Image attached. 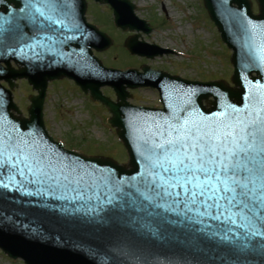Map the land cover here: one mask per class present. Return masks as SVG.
I'll list each match as a JSON object with an SVG mask.
<instances>
[{"label": "water", "instance_id": "95a60500", "mask_svg": "<svg viewBox=\"0 0 264 264\" xmlns=\"http://www.w3.org/2000/svg\"><path fill=\"white\" fill-rule=\"evenodd\" d=\"M256 1L258 16L252 15L249 0H203L222 40L233 50L234 88H229L223 82L180 81L150 72L147 67H143V75L134 70L119 73L104 69L91 49L104 51L112 41L95 27L86 24L85 30L75 28L74 34L65 38L67 46L55 48L57 44L48 37L36 32L32 37L22 34L19 4L13 0L15 8L9 17L8 4L2 0L0 63L7 68H0V80L13 89L11 79L27 78L38 96L30 98L29 119L25 120L10 114L18 110L10 91L0 87V151L9 163L18 154H42L47 175L35 169L30 172L20 164L23 175H16L10 190L0 188V249L25 264H264V256L255 250L258 244L243 248L248 242L238 230L227 233L228 239L222 240L230 225L217 228L216 221L197 222L193 213H185L175 205L163 209L144 203L146 211L126 208L97 215L89 211L97 201L78 197V192L92 196L106 184L135 194L143 187L144 179L151 178L152 146L167 137L172 128L195 131L228 116L252 120L259 114L264 118V0ZM99 2L113 8L114 23L123 31L150 33L151 28L136 19L135 7L128 0ZM34 3L39 5L40 1ZM75 5L82 6V1ZM137 38L125 43L130 53L148 58L167 53L154 45L138 43ZM65 47L70 53H62ZM78 49L83 52L76 59L71 52L77 53ZM11 60L25 69L11 70ZM252 73L256 77H250ZM63 77L73 79L92 100L108 108L112 114L108 124L116 128L128 153L126 165L65 151L46 136L41 111L47 82ZM104 85L113 87L117 103L101 95L99 89ZM143 86L158 89L163 110L138 109L126 103L125 89ZM209 97L214 98L209 102L212 107L205 108L202 101L207 102ZM10 144L14 150H9ZM0 175L6 178L7 170L0 169ZM80 177L83 180L76 184ZM73 187L77 191H72ZM129 198L141 204L138 195ZM217 232L219 235H213Z\"/></svg>", "mask_w": 264, "mask_h": 264}, {"label": "snow or ice", "instance_id": "6c2138e0", "mask_svg": "<svg viewBox=\"0 0 264 264\" xmlns=\"http://www.w3.org/2000/svg\"><path fill=\"white\" fill-rule=\"evenodd\" d=\"M67 6L68 0H40L39 6L30 2L26 8L34 9V16L38 14L56 26L63 23L61 16ZM8 148L14 150L15 146L10 144ZM44 160L42 154H18L9 163L0 151V169L7 170L6 178L0 175V188L10 190L16 175H23L20 164L30 172L35 169L47 175L42 167ZM149 168L151 178L146 177L135 194L106 184L92 196L78 192V197L97 201L89 206V211L97 215L126 208L146 211L144 203L163 209L175 205L185 213H193L197 222L216 221L217 228L230 225L220 237L222 240L228 239L227 233L238 230L248 242L242 247L256 243L255 250L264 256V118L259 114L252 120L228 116L195 131L172 128L167 137L152 146ZM64 178L68 180L67 176ZM82 180L80 177L75 183ZM71 190L77 191L75 187ZM131 195L140 197L139 206L135 199L129 198Z\"/></svg>", "mask_w": 264, "mask_h": 264}, {"label": "rangeland", "instance_id": "374dc122", "mask_svg": "<svg viewBox=\"0 0 264 264\" xmlns=\"http://www.w3.org/2000/svg\"><path fill=\"white\" fill-rule=\"evenodd\" d=\"M135 6V16L149 23L153 31L141 33L139 40L174 51V54L152 60L130 56L124 49V40L135 34L122 33L113 27L111 9L87 0L86 19L96 25L112 40L113 46L101 54H95L106 67L115 69L134 68L141 65L161 70L187 80L217 81L230 84L232 66L231 52L219 39L213 23L207 17L201 0H130ZM255 12V7L253 8ZM182 30H179V29ZM13 67H15L12 64ZM13 92L14 103L26 116L28 97L34 95L25 81L17 82ZM103 95L114 101L113 91L104 87ZM134 105L159 106L157 91L149 88L129 91ZM107 110L90 101L78 87L67 80L50 83L44 105V123L48 134L61 142L66 149L87 156H107L120 164L127 160L114 129L107 126ZM71 150V149H70ZM0 264H23L13 261L0 251Z\"/></svg>", "mask_w": 264, "mask_h": 264}, {"label": "flooded vegetation", "instance_id": "af4514ba", "mask_svg": "<svg viewBox=\"0 0 264 264\" xmlns=\"http://www.w3.org/2000/svg\"><path fill=\"white\" fill-rule=\"evenodd\" d=\"M71 0H68V4ZM86 1V0H85ZM11 7V5H10ZM23 9V11H21ZM20 12H21V15H22V18H25L26 20V16H27V8H26V5H25V0H21V6H20ZM71 16H73L74 18V10H70V8L67 6L65 9H63V15L61 16V18H68V21L71 19ZM85 19H86V10H85ZM65 25V24H64ZM42 22H41V29H42ZM59 30V25H56V26H52L48 23H46V26H45V31L47 33L49 32H54V31H58Z\"/></svg>", "mask_w": 264, "mask_h": 264}, {"label": "bare ground", "instance_id": "6f19581e", "mask_svg": "<svg viewBox=\"0 0 264 264\" xmlns=\"http://www.w3.org/2000/svg\"><path fill=\"white\" fill-rule=\"evenodd\" d=\"M179 30H182L181 28Z\"/></svg>", "mask_w": 264, "mask_h": 264}]
</instances>
